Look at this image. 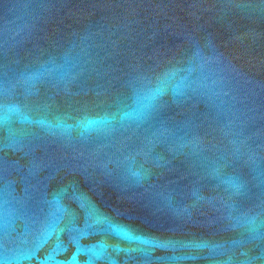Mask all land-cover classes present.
<instances>
[{"label":"water","instance_id":"95a60500","mask_svg":"<svg viewBox=\"0 0 264 264\" xmlns=\"http://www.w3.org/2000/svg\"><path fill=\"white\" fill-rule=\"evenodd\" d=\"M58 243L264 264V0H0V264Z\"/></svg>","mask_w":264,"mask_h":264},{"label":"snow or ice","instance_id":"6c2138e0","mask_svg":"<svg viewBox=\"0 0 264 264\" xmlns=\"http://www.w3.org/2000/svg\"><path fill=\"white\" fill-rule=\"evenodd\" d=\"M90 217H94L96 219V223L97 224H109V221L106 217H102L100 214L96 213L94 210L90 212ZM110 228L115 231L118 235L127 237L129 239H131L132 237L129 235V233L127 231H125L122 227L120 226H115V225H111L109 224ZM73 243H78V237L74 238ZM60 251H63L62 246L58 243L56 249L54 250V252L48 256V258L43 262V264H49V261L52 262V264H60V262L55 261L54 257L57 253H59ZM70 264H79V262L75 259V256H73Z\"/></svg>","mask_w":264,"mask_h":264}]
</instances>
